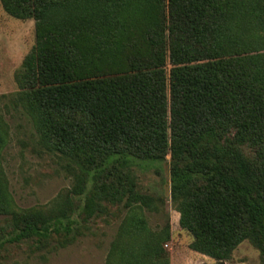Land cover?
Instances as JSON below:
<instances>
[{
    "label": "trees",
    "instance_id": "16d2710c",
    "mask_svg": "<svg viewBox=\"0 0 264 264\" xmlns=\"http://www.w3.org/2000/svg\"><path fill=\"white\" fill-rule=\"evenodd\" d=\"M3 2L36 20L17 99L78 164L75 211H127L107 264H171L169 220L150 227L142 211L154 200L133 172L164 163L192 250L225 260L250 239L264 258V0ZM5 142L0 116V151ZM64 212L21 216L0 255L5 243L73 235L83 221Z\"/></svg>",
    "mask_w": 264,
    "mask_h": 264
},
{
    "label": "rangeland",
    "instance_id": "374dc122",
    "mask_svg": "<svg viewBox=\"0 0 264 264\" xmlns=\"http://www.w3.org/2000/svg\"><path fill=\"white\" fill-rule=\"evenodd\" d=\"M35 44L36 20L10 13L0 0V116L6 122V142L0 151V186L8 202L6 209L0 207V228L4 229L0 240L10 235L9 225L28 213L49 218L62 210L82 221L87 216L75 211L77 201L84 198L80 191L84 177L78 164L48 146L17 99L21 88L16 75ZM133 172L140 191L154 200L152 209L142 211L150 227L158 229L169 220L171 239L164 246L170 251L171 264H264L260 248L250 239L225 260L192 250L193 235L181 227L180 213L172 200L169 165L164 163L159 172L135 166ZM110 210L109 215L83 221L69 237L5 243L0 264H107L117 228L127 214L121 206Z\"/></svg>",
    "mask_w": 264,
    "mask_h": 264
},
{
    "label": "water",
    "instance_id": "95a60500",
    "mask_svg": "<svg viewBox=\"0 0 264 264\" xmlns=\"http://www.w3.org/2000/svg\"><path fill=\"white\" fill-rule=\"evenodd\" d=\"M220 264H225V262H221Z\"/></svg>",
    "mask_w": 264,
    "mask_h": 264
},
{
    "label": "built area",
    "instance_id": "2783aa9c",
    "mask_svg": "<svg viewBox=\"0 0 264 264\" xmlns=\"http://www.w3.org/2000/svg\"><path fill=\"white\" fill-rule=\"evenodd\" d=\"M166 245H168V244L166 243Z\"/></svg>",
    "mask_w": 264,
    "mask_h": 264
}]
</instances>
